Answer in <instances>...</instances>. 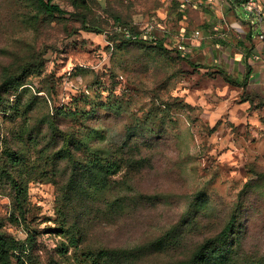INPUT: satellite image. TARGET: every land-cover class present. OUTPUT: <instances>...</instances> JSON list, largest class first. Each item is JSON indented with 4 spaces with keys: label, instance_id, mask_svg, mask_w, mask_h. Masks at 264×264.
<instances>
[{
    "label": "rangeland",
    "instance_id": "obj_1",
    "mask_svg": "<svg viewBox=\"0 0 264 264\" xmlns=\"http://www.w3.org/2000/svg\"><path fill=\"white\" fill-rule=\"evenodd\" d=\"M54 1L75 16L35 18L27 0H0V83L8 74L23 84L7 101L15 102L27 87L19 97L25 103L38 99L35 115L61 109L65 129L92 128L99 147L124 148L132 159L145 161L113 194L125 203L123 209L111 205L112 194L71 196L68 211L87 221L85 244L135 248L179 225L201 193L210 213L206 232L220 230L237 210L240 235L231 241L239 239L264 260V85L249 81L243 88L225 81L221 71L228 56L208 49L221 42L220 29L205 38L207 48L197 44L206 36V20L218 19L216 8L187 7L182 13L176 0H85L86 6L76 9L69 0ZM240 1L235 15L247 20ZM119 24L144 31L147 41H125ZM181 27L187 37L201 32L196 42L185 40L187 58L176 47ZM161 39L164 48L156 45ZM238 63L230 70L243 77L246 68L239 70ZM113 105L121 106V113L111 110ZM12 114L0 108V150L5 145L21 150L33 162L41 146L21 137L26 114ZM43 137L42 146L53 145L49 133ZM33 177L23 224L12 221L18 215L13 190L0 186V230L22 241L33 234L34 255L43 264H80L74 247L61 252L69 239L58 230L56 185ZM12 260L17 262L14 254Z\"/></svg>",
    "mask_w": 264,
    "mask_h": 264
},
{
    "label": "trees",
    "instance_id": "obj_2",
    "mask_svg": "<svg viewBox=\"0 0 264 264\" xmlns=\"http://www.w3.org/2000/svg\"><path fill=\"white\" fill-rule=\"evenodd\" d=\"M27 1L37 12L35 18L41 14L50 20L56 16L67 19L76 14L62 8L54 0ZM69 1L76 9L86 6L85 0ZM176 2L178 10L183 13L186 7L183 6L182 0ZM82 22L85 28L90 29L91 25L85 15ZM116 26L125 41H147V37L143 35L144 31H134L128 25ZM179 40L177 51L181 57L187 58L178 48ZM156 42L159 48L167 46L165 39ZM250 73V66L243 78L233 75L227 69L221 71L226 82L243 88L248 84ZM3 78L0 83V108L5 113L11 110L12 118L26 114V122L20 127L21 137L28 136L31 141H36V145L41 146L33 162L29 155L21 150H14L7 145L0 150V186L9 184L14 192L18 212V215L12 218L13 222H27L28 184L34 179V174H39L42 178L45 177L46 181L53 182L59 193L58 200L62 208L60 206L57 211L58 230L69 239V243L62 247L61 252L67 254L69 249L74 247L76 252L81 253L80 264H264V260L256 258L257 254L248 250L239 239L231 241L233 236L237 238L240 235L239 211H231L220 230L214 233L206 232L209 226L206 219L210 213L203 209L204 198L201 193L197 194L189 209L185 211L179 225L173 226L159 237L141 242L135 248L126 245H86L87 221L83 215H73L68 211L72 205L71 196L78 194L89 198L94 197L95 193L113 195L127 179L128 173L142 168L145 161L132 159L124 148L113 152L110 148L99 147L95 141L97 135L92 128L83 130L82 133L65 129L60 117L65 113L61 109L42 117L35 115L38 99L25 103L19 97L27 87H23L25 89L17 96L15 102L7 101V95L13 91L16 95L23 84L19 76L4 74ZM111 110L121 113L119 110H122V107L113 105ZM28 121L30 123H27ZM43 132L50 134L48 143L53 144L52 146L41 145L45 137ZM61 164L66 167L61 169ZM59 177L62 179H57ZM111 205L123 209L125 203L120 201V197H115ZM35 246L33 234L22 241L0 230V264H43L34 255ZM12 254L17 258L16 263L12 260Z\"/></svg>",
    "mask_w": 264,
    "mask_h": 264
},
{
    "label": "crops",
    "instance_id": "obj_3",
    "mask_svg": "<svg viewBox=\"0 0 264 264\" xmlns=\"http://www.w3.org/2000/svg\"><path fill=\"white\" fill-rule=\"evenodd\" d=\"M236 2H238V0H191V3L187 5L184 4L183 6L186 7L184 9V12L187 7H191L196 10L199 9V7L201 6L216 8L215 12H218V19L216 18L206 20L204 26L205 31L203 30V33H206V36H203L201 38L202 41L198 42L197 44H200L201 46L207 48V41L205 40V38H212L216 34L215 30L220 29L221 33H219V38L221 39V42L217 43L214 46H208V49L215 47L217 51L228 56L225 57L226 59L223 61L222 64L224 65L222 66H224L225 69H227L231 73L232 71L230 70V66H232L236 62H239V70L241 71L242 66H245L246 73L250 66L251 73L248 78L249 81H252V83L256 85L262 86L264 85V43L259 41L258 39H251L250 37L247 41H244L240 39L234 31H231L230 35L227 38H224L222 36V34L227 31L228 24H233L237 21H240V19L235 15L234 12ZM227 10L228 13H230L229 16L225 15ZM224 19L226 20V23L224 22ZM181 28L182 33L187 32L185 27ZM188 39L193 40L192 42L194 43L197 41L198 38ZM237 77H240L239 73L237 74Z\"/></svg>",
    "mask_w": 264,
    "mask_h": 264
},
{
    "label": "built area",
    "instance_id": "obj_4",
    "mask_svg": "<svg viewBox=\"0 0 264 264\" xmlns=\"http://www.w3.org/2000/svg\"><path fill=\"white\" fill-rule=\"evenodd\" d=\"M189 3H191V0H182L183 5ZM239 4L249 13V19H240V21L233 24H228V29L222 36L227 38L230 32L234 31L236 35L244 41H247L250 37L251 39H258L264 43V0H241ZM225 21L224 19V22ZM200 36L201 32L199 30H195L191 37H187V32L182 34V38L178 42L179 50L182 51L183 54L187 53L189 51V46L184 43L185 40L188 38H199Z\"/></svg>",
    "mask_w": 264,
    "mask_h": 264
}]
</instances>
